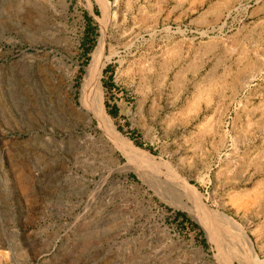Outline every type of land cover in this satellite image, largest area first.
<instances>
[{"label":"rangeland","instance_id":"rangeland-1","mask_svg":"<svg viewBox=\"0 0 264 264\" xmlns=\"http://www.w3.org/2000/svg\"><path fill=\"white\" fill-rule=\"evenodd\" d=\"M0 264H264V0H0Z\"/></svg>","mask_w":264,"mask_h":264},{"label":"bare ground","instance_id":"bare-ground-1","mask_svg":"<svg viewBox=\"0 0 264 264\" xmlns=\"http://www.w3.org/2000/svg\"><path fill=\"white\" fill-rule=\"evenodd\" d=\"M103 1L105 5L106 0ZM102 50H103L102 40H99L96 49L91 55V61L88 67L86 68V73L81 87V101L84 106L88 107L90 110L93 111V114L96 116L101 127L112 138L116 139V141H118L119 143L121 142L123 143L124 141L122 147H124V149L129 151L130 153H133V150L135 148H133V146L129 142L125 140L121 141L120 135L113 128V125L108 115L104 112L101 106L99 76L101 73L102 60H103Z\"/></svg>","mask_w":264,"mask_h":264},{"label":"trees","instance_id":"trees-1","mask_svg":"<svg viewBox=\"0 0 264 264\" xmlns=\"http://www.w3.org/2000/svg\"><path fill=\"white\" fill-rule=\"evenodd\" d=\"M108 113H109V115L111 117H116V115H117V109L115 107H112L111 109H109ZM180 216L184 217L183 214H180Z\"/></svg>","mask_w":264,"mask_h":264}]
</instances>
